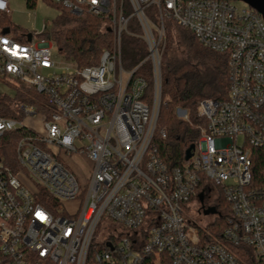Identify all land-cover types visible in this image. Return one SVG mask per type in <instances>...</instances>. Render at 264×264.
<instances>
[{
  "label": "built area",
  "instance_id": "obj_1",
  "mask_svg": "<svg viewBox=\"0 0 264 264\" xmlns=\"http://www.w3.org/2000/svg\"><path fill=\"white\" fill-rule=\"evenodd\" d=\"M48 1L99 18L112 43L95 64L78 66L62 55L63 62L54 59L49 33L19 31V41L0 29V79L46 98L19 104L15 117L0 115V146L6 135L20 134L17 169L0 156V264H144L151 253L166 254L170 264H264L262 16L231 0ZM10 13L0 0V15ZM130 18L147 55L127 67L121 35ZM165 20L224 55L229 83L225 98L199 101L204 124L191 156L173 167L153 141ZM145 60L149 103L147 81L136 73ZM176 113L187 120L184 110ZM36 115L43 134L24 123ZM199 194L211 205L220 199L228 205V213L210 215L224 218L219 238L199 214H185Z\"/></svg>",
  "mask_w": 264,
  "mask_h": 264
},
{
  "label": "trees",
  "instance_id": "obj_2",
  "mask_svg": "<svg viewBox=\"0 0 264 264\" xmlns=\"http://www.w3.org/2000/svg\"><path fill=\"white\" fill-rule=\"evenodd\" d=\"M35 1L25 0L26 6L33 8ZM45 1L58 10L49 33L57 53L67 60L74 61L78 66L95 64L100 52L110 47L112 43L111 33L102 30V21L86 13L74 15L60 5ZM150 10L152 8H148V11ZM8 16L0 15V29L8 28L10 31L14 29V34L18 33L8 20ZM139 32L135 18H130L127 30L121 35V60L127 67L137 65L147 55L145 43L139 37ZM180 35L188 51L181 56L175 54L172 36L167 31L160 60L161 97L167 96L169 101L160 102L153 141L168 167L180 165L184 161L186 148L196 143L199 136L198 126L204 124V118L198 112L199 101L205 98H225L229 85L225 56L204 48L190 33ZM15 38L23 41L21 36ZM181 41L178 40L179 43ZM136 73L147 81L145 101L149 103L152 98L150 61L145 60ZM15 100L20 104H46L43 95L37 94L20 82L16 87ZM176 107L186 111L187 120L176 117L174 113ZM0 115L15 117L17 112L0 98ZM161 129L166 132L165 139L158 137ZM18 136H20L18 133L6 135L0 146V156L5 159L13 172L17 169L14 142ZM220 203L224 207V213H228V205L224 201ZM223 223L224 218H221L210 225L209 229L212 232L209 231L213 238L220 237L218 228L224 225ZM215 225L218 227L216 228ZM144 264H170V262L164 253H151L145 258Z\"/></svg>",
  "mask_w": 264,
  "mask_h": 264
},
{
  "label": "rangeland",
  "instance_id": "obj_3",
  "mask_svg": "<svg viewBox=\"0 0 264 264\" xmlns=\"http://www.w3.org/2000/svg\"><path fill=\"white\" fill-rule=\"evenodd\" d=\"M7 1L9 3V9L11 10V13L8 16V20L10 21L11 25L16 28L17 32L19 31H22V32H25V31L26 32H32V31L41 32L42 31L44 33L51 32L52 21L54 20L55 16L58 14V10L54 6L50 5L45 0H36L33 8H28L26 6L25 0H7ZM232 2L235 5V7H237L238 9H241L246 6V4L241 0H232ZM167 31L172 36V39H173L172 47H173V50L175 49V52H176L175 54H177L178 56H181L184 54V52L188 51L186 48V44L183 41H181L182 38L180 35L181 33H185V34L189 33L188 30L186 28L176 25L174 22L170 20H165L163 39H162L163 45L159 49L160 60H161V53L163 50V46L165 44ZM10 35L15 36L14 29H12ZM178 40L181 41V43H179ZM52 54H53L54 59L57 62H63L62 56L57 53L55 48L52 49ZM18 85H19V81H16V80H9V79L0 80V98H2L4 101L10 104L16 110L18 109V105L20 104L18 103V100H15L16 99V87ZM160 99L161 101H169V97L167 96L161 97V94H160ZM177 108L179 107H176L174 109V113L176 117H178L176 113ZM179 109L184 110L182 108H179ZM201 111H202V108L198 106V112L201 113ZM178 113L181 114L183 112L179 111ZM24 123L27 125H30L36 132L41 133V134L44 133V128L42 125L43 117L41 115H36L34 117H27L24 119ZM238 142H241V138L238 139ZM23 182L27 184L29 189H33V185L30 180L23 179ZM205 198L207 199V197ZM221 201L222 200H218L214 202L212 205H210L209 207L215 206L214 208L217 212L224 213V207L222 203H220ZM210 202L211 201H209V203ZM185 214L195 216L196 212L195 210H191L189 213V210H188V212H185ZM207 215H209L208 219L202 218L200 214L197 217L201 219V224H204L207 221L208 222L206 226L207 231L209 230L211 231V229H209L210 225L214 221H216L217 218L210 216L211 214H207ZM215 227L217 228L218 225H215Z\"/></svg>",
  "mask_w": 264,
  "mask_h": 264
},
{
  "label": "water",
  "instance_id": "obj_4",
  "mask_svg": "<svg viewBox=\"0 0 264 264\" xmlns=\"http://www.w3.org/2000/svg\"><path fill=\"white\" fill-rule=\"evenodd\" d=\"M248 6L252 7L255 9L263 18L264 20V0H241ZM9 31L8 28L2 29V33H7ZM30 33L26 34V41L30 40ZM194 148V144L189 145V147L186 148L184 152V160H187L191 156V151ZM199 199L202 198V195L199 194ZM216 212L214 207H207L203 209L202 213L207 215V214H214Z\"/></svg>",
  "mask_w": 264,
  "mask_h": 264
},
{
  "label": "flooded vegetation",
  "instance_id": "obj_5",
  "mask_svg": "<svg viewBox=\"0 0 264 264\" xmlns=\"http://www.w3.org/2000/svg\"><path fill=\"white\" fill-rule=\"evenodd\" d=\"M211 204L209 203L208 199L202 196L201 199H199V202L197 203V206L195 208V212L197 214L202 213L203 209L209 207Z\"/></svg>",
  "mask_w": 264,
  "mask_h": 264
}]
</instances>
